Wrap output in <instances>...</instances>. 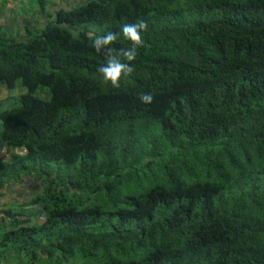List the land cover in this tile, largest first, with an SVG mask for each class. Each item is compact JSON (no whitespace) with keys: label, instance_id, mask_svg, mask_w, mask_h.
Listing matches in <instances>:
<instances>
[{"label":"trees","instance_id":"16d2710c","mask_svg":"<svg viewBox=\"0 0 264 264\" xmlns=\"http://www.w3.org/2000/svg\"><path fill=\"white\" fill-rule=\"evenodd\" d=\"M18 1L45 20L0 28V264H264V0Z\"/></svg>","mask_w":264,"mask_h":264},{"label":"crops","instance_id":"0c3cea01","mask_svg":"<svg viewBox=\"0 0 264 264\" xmlns=\"http://www.w3.org/2000/svg\"><path fill=\"white\" fill-rule=\"evenodd\" d=\"M15 1L16 0H8L7 2H3V0H0L1 29L8 33H12L14 31L22 33L26 27L31 29L37 26V19H39V22H44V17L41 15L38 16L37 10H34L33 12H26L21 9L20 11V2L18 0L16 2ZM6 94V89H0V101L3 100ZM8 153L9 150L6 148L0 151V159H2L4 155H8Z\"/></svg>","mask_w":264,"mask_h":264},{"label":"clouds","instance_id":"9594fccd","mask_svg":"<svg viewBox=\"0 0 264 264\" xmlns=\"http://www.w3.org/2000/svg\"><path fill=\"white\" fill-rule=\"evenodd\" d=\"M144 27L143 23L137 25V24H128L123 27V33L126 37H128L130 40L133 41V49L136 47V45L141 44L142 40L140 37V33L137 31V29H142ZM114 35L109 32L103 36H97L95 40L93 41L94 46L99 49L102 45L109 44L110 41L114 39ZM110 52L111 49H108ZM134 52L129 50L125 52V56L129 60L133 58ZM129 66L127 64L121 63L118 59L115 57H109L107 65L102 67L100 69L101 72L105 74V78H111V82L113 84L117 83V77L120 75L121 71H123L125 74L129 71ZM147 99L148 97H144Z\"/></svg>","mask_w":264,"mask_h":264},{"label":"rangeland","instance_id":"374dc122","mask_svg":"<svg viewBox=\"0 0 264 264\" xmlns=\"http://www.w3.org/2000/svg\"><path fill=\"white\" fill-rule=\"evenodd\" d=\"M53 1H55V3L57 2H60V3H64L65 4V6H66V4H67V6L68 5H71V3H72V1H68V0H53ZM78 1V0H77ZM16 2V1H15ZM49 6H50V4H49ZM25 7L26 6H21L20 8H19V10L21 11V9H25ZM34 11V10H33ZM32 11V12H33ZM38 27H40V25H38ZM37 27V28H38ZM88 32H99V27L98 26H96V25H87V27L85 28ZM18 33H20L22 36L23 35H25L24 34V32H18ZM18 33H17V31H14V32H12V33H10V34H12L14 37H17V35H18ZM24 92V90L23 89H21V86L19 85V84H17L16 85V87L15 88H13L12 90H7V94H6V96L3 98V101H2V103L0 104V110H2V109H8V108H11V107H15V106H17L18 105V97H19V95L21 94V93H23ZM36 95L37 96H41V94L39 93V92H37L36 93ZM0 128H1V125H0ZM25 186L26 187H22V188H19L18 189V191L20 192V191H22V192H20V193H25V192H27V193H30L31 191H34L36 188H37V186L36 185H34L33 186V184L30 186L29 185V187L27 186V183L25 182Z\"/></svg>","mask_w":264,"mask_h":264}]
</instances>
